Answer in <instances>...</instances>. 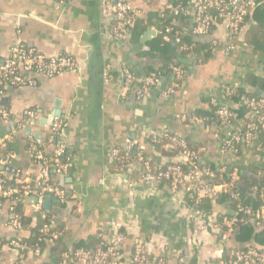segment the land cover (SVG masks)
I'll use <instances>...</instances> for the list:
<instances>
[{
	"label": "crops",
	"instance_id": "obj_1",
	"mask_svg": "<svg viewBox=\"0 0 264 264\" xmlns=\"http://www.w3.org/2000/svg\"><path fill=\"white\" fill-rule=\"evenodd\" d=\"M102 3L0 0V63L12 46L21 44L48 58L71 57L76 64L73 70L52 77L24 75L31 85L9 86L0 98L8 114L0 120L1 176L6 187L16 175L28 185L23 210L31 217L27 225L19 226L12 200L0 201V264L55 263L50 243L41 254L30 249L20 254L12 244L29 238L40 221L61 232L66 249L94 247L123 230L125 259L141 241L159 263L176 264L182 257L186 264L191 259L195 264H248L233 262L230 251L261 246L255 242V230L245 242L235 235L223 239L222 218L229 212V202L214 201L211 213L201 215L186 204V199L202 197L195 181L184 178L176 191L166 183H144L134 154L124 167L114 169L111 152L124 149L129 138L135 151L154 166L175 164L180 156L169 159L149 142L152 134L169 133L199 145L205 158L232 165L243 188L246 181H256L249 177H257L252 166H264V151L242 146L236 153H227L222 145L233 127L204 126L196 116L208 101L223 98L229 85H244L247 76L264 75V52L255 57L241 41L226 51L225 33L219 28L208 37L217 46L208 62L177 57L183 75L175 93L168 92L171 81L167 78L147 97L138 98L135 88L124 86L122 71L127 68L144 76L159 65L161 59L153 52L160 47L158 31L147 25L136 39L128 35L114 40V17L103 11ZM130 3L138 11L137 18L149 21L145 0ZM189 17L187 33L192 35ZM149 30L153 33L147 34ZM56 120L62 122L58 135L52 131ZM60 147L65 162L59 167L53 164L50 178L64 199L44 195L41 211L34 212L31 205L39 198L43 167L33 162V151L51 154ZM30 182H38L36 192ZM259 227L262 230L264 225Z\"/></svg>",
	"mask_w": 264,
	"mask_h": 264
},
{
	"label": "built area",
	"instance_id": "obj_2",
	"mask_svg": "<svg viewBox=\"0 0 264 264\" xmlns=\"http://www.w3.org/2000/svg\"><path fill=\"white\" fill-rule=\"evenodd\" d=\"M57 1L65 2L68 0ZM261 6L264 7V0H193L192 4L184 6H173L170 3L164 4V8L172 11L174 15L179 13L188 16L192 15V36L201 39L208 38L212 35L213 26L216 27V29H223L225 37H239L245 27L246 16ZM102 9L105 13L111 14L114 17L112 27V38L114 40H120L130 35L131 30L135 27V20L138 16V11L131 3L123 0H103ZM175 42L178 43L179 40L176 39ZM233 48L234 46L232 44L225 46L226 51H232ZM75 67L76 64L71 57L59 56L48 58L37 53L34 49L16 44L10 48L7 58L0 63V85H2V83L10 87L31 85L32 82L28 81L24 75L36 74L52 77L61 72L73 70ZM122 75L124 86L127 88H135L138 98L147 97L152 88L161 84L160 77L154 74L141 76L124 68ZM172 75L175 80L181 79L183 70L178 67H172ZM176 88L177 83L171 82L168 92L173 94ZM225 91L227 93H232V89L229 87L225 88ZM210 104L216 108L215 114L222 125L228 126L230 122L235 119V113L229 111L225 105H218L215 99H211ZM241 104L249 108L252 113H256L263 105V101L253 97H245ZM7 116V111L0 105V118L6 119ZM29 116L32 118V114H29ZM192 121L195 122L196 119L193 118ZM259 122L264 123V118L259 119ZM61 127L62 122L56 120L52 126L53 133L58 135L61 131ZM257 131L258 125L250 122L247 124L246 130L243 133H238L237 130L231 133L229 138L224 142V145L226 147H232L236 144H241L245 147L255 148L257 152H262L263 148L256 147L253 143ZM157 137L158 134L150 135L149 142L151 144L156 143ZM168 140L169 143L165 146L167 151L172 150L174 147H181L182 151L179 155L181 160L179 162L191 167L189 175H185L180 164L176 163L167 167L165 170L152 173L149 161L141 152L135 151L134 143L129 138L124 142L125 148L113 149L111 156L115 160L121 157L125 159V163H129L134 154L136 161L141 166V181L144 183L154 184L166 181L170 182L171 188L176 191L177 188L182 185L184 178L189 177L197 183L198 191L202 197L214 198L220 193H229L231 200L239 201V195L231 191L239 180L235 174L232 175L229 181H223L218 184H206L205 179L214 178L213 171L199 168L195 164L197 158L193 153L187 150L184 140H179L174 137H170ZM62 151L63 147L54 151L52 162L55 166H61L59 156ZM35 155L36 159H43V151L35 150ZM259 175L260 174L256 175L257 178H259ZM42 176L43 184L39 190V198L35 204L31 205L34 212L41 211L39 205L44 195H54L62 200L64 199L63 192L49 183V167L47 163H45L42 168ZM21 189L23 191L22 195L18 188L6 187L0 171V198L6 199L16 195L18 199L24 200L29 194V189L27 186H22ZM237 211L246 214L250 213L249 209H244L240 204H238ZM42 217L46 220L43 215ZM263 218L264 204L256 211L255 219L258 220V222H256L257 226L260 225L259 221ZM237 222L238 220L235 217L223 219L225 227L223 239L226 240L235 235ZM44 228H47V226L44 225ZM124 242L125 239L117 234L107 240L102 249H98L95 252L80 248L73 249L70 247L68 251L63 254V259L59 264H151L147 259L148 253L145 246L141 241H137L133 245L128 259H125L121 252ZM12 244L18 250L24 249V246L16 241L12 242ZM229 255L230 259L235 263L264 264V251L252 248L231 250ZM177 264H186V262L184 258L181 257L178 259Z\"/></svg>",
	"mask_w": 264,
	"mask_h": 264
},
{
	"label": "trees",
	"instance_id": "obj_3",
	"mask_svg": "<svg viewBox=\"0 0 264 264\" xmlns=\"http://www.w3.org/2000/svg\"><path fill=\"white\" fill-rule=\"evenodd\" d=\"M193 0H145V3L149 9V21L144 19L136 18L135 27L131 30L130 35L132 39H136L138 33L144 29L145 26L151 25L154 26L158 31V37L156 44L160 45L158 49L154 47V51H157L158 57L161 59L159 65L156 68L150 69V72L147 75L154 74L160 79H170L171 82L178 83L180 79L175 80L172 75V67H178L182 69V65L178 62V58L193 57L196 61L208 62L214 55V50L216 45L212 41L194 40V36L187 33L190 17L179 13L174 15L172 11L164 8L165 3H170L173 6L176 5H190ZM216 31V27H212V34ZM178 39L179 42L176 43L175 40ZM243 42L245 46L249 48L252 54L263 53L264 52V7L256 8L252 13H249L245 18V27L242 30V33L237 38L226 37L225 46L233 45L234 48L238 42ZM176 54L177 56H174ZM178 57V58H177ZM183 70V69H182ZM9 87L5 83L0 85V98L2 94L6 91V88ZM232 89V93H227L224 91L223 98L215 99L218 105H225L229 111L235 113L236 117L230 122V125L236 127L235 130H231L230 133H233L237 130L238 133H243L246 130L248 123H256L258 125V131L255 133L254 146L263 148L264 151V123H260L259 119L264 118V97L261 95L264 94V75H250L246 77L244 85H229ZM259 92V94L257 93ZM245 97H253L257 100L263 101V105L259 108V111L252 113L249 108L242 105L241 102ZM4 110L5 108L2 107ZM216 108L210 104L200 110L196 116L198 120H201L204 126H209L211 128L220 129L225 127L218 120L217 115L215 114ZM1 120V118H0ZM230 125L229 128H230ZM230 130V129H229ZM174 137L179 140H184L186 143V148L190 153H193L196 156L195 164L202 169L211 170L214 173V178L205 179L206 184H218L223 181H229L234 174V167L227 163H219L205 158L204 152L200 150L199 145L192 144L188 138L183 136H175L169 133L158 134L157 142L151 144L155 150L160 151L167 158L171 159L180 155L182 149L181 147H174L172 150L167 151L165 146L169 143V138ZM229 136L225 139V141ZM224 141V142H225ZM245 147L241 144H236L234 146L226 147L223 143L222 148L227 153H236L240 147ZM249 148V147H246ZM235 150V151H234ZM54 151L51 154H46L43 152V159H36L35 151L32 154V160L35 163L41 164L43 167L47 163L49 167V183L53 184L50 178V169L53 166L52 157ZM60 163L65 162L64 152L59 156ZM150 163V162H149ZM125 159L119 157L115 160L113 168L119 169L120 167L125 166ZM180 164L182 171L185 175H189L191 167L187 164ZM152 173L157 171L165 170L167 167L174 165L169 164L165 166H154L151 164ZM252 170L255 174H260L259 178L256 181L244 183V190H241V180L239 179L237 183L233 186L232 192H235L239 195V201H233L230 198L229 193H220L216 197H202L199 199H186L187 206L193 208L195 211L199 212L201 215H209L211 213L212 203L223 204L228 203L229 212L222 218H231L235 217L238 222L236 225L235 237L239 240L245 242L248 241L254 233L256 228L257 219H255L256 211L261 205L264 204V166H252ZM170 185V182H162ZM22 186H28L21 176H14L10 187H16L19 189L20 194L22 195ZM24 198V197H23ZM27 198L24 200L18 199V196H12L10 199L13 202L11 207L14 221L21 227H24L29 223L31 217L25 216L24 206L27 203ZM5 199L0 198V201ZM238 204L241 205L244 209H249L250 213H242L237 211ZM260 220V219H259ZM44 223H47L44 221ZM43 223V224H44ZM260 225H264V218L259 221ZM42 221L40 225L37 226L33 234L24 240L18 241L21 245L24 246V249L20 251V254H24L26 250H31L33 252L39 251L41 254L47 243L51 244V254L56 256V261L54 264H59L63 259V254H65L68 249L63 244L61 232L58 230L51 229L47 225V228H44ZM258 226V227H259ZM225 228V227H224ZM55 234V236H53ZM125 240L127 238L126 232L121 230L118 233ZM255 242L261 246V249L251 247L252 249L264 251V228L256 233ZM105 243V242H104ZM104 243H99L94 247H78L73 246V249H84L95 252L98 249L104 247ZM122 252V251H121ZM20 256V255H19ZM147 259L151 264H160L157 260H154L150 255L147 256ZM161 261V260H159ZM163 261V260H162ZM161 261V262H162ZM161 264H164L163 262ZM177 264V263H176ZM187 264H195V259H191Z\"/></svg>",
	"mask_w": 264,
	"mask_h": 264
},
{
	"label": "water",
	"instance_id": "obj_4",
	"mask_svg": "<svg viewBox=\"0 0 264 264\" xmlns=\"http://www.w3.org/2000/svg\"><path fill=\"white\" fill-rule=\"evenodd\" d=\"M123 1H127V2H129L130 3V1L132 2V0H123ZM151 33H153V31H150L149 30V32L147 33V34H151ZM194 39H196V41H200V40H206V41H212V38H203V39H201V38H197V37H195ZM258 94H259V92H257ZM262 97H264V95H261ZM41 166V165H40ZM13 172H14V170L13 169H9V173L11 174H13ZM249 178H252V179H254V180H257V177H255V176H251V177H249ZM38 182H30L29 183V187H30V189L32 190V191H34V192H36L37 191V189H38V187H37V184ZM241 190L243 191L244 190V188L243 187H241ZM33 193V192H32ZM261 229H260V227L259 228H255V233H257L258 231H260ZM254 238V237H253ZM259 248V247H258ZM246 248H244L243 250H245Z\"/></svg>",
	"mask_w": 264,
	"mask_h": 264
},
{
	"label": "rangeland",
	"instance_id": "obj_5",
	"mask_svg": "<svg viewBox=\"0 0 264 264\" xmlns=\"http://www.w3.org/2000/svg\"><path fill=\"white\" fill-rule=\"evenodd\" d=\"M216 48H217V46H216ZM221 52H223V51H221ZM256 55V54H255ZM255 55H253V56H255ZM256 57V56H255Z\"/></svg>",
	"mask_w": 264,
	"mask_h": 264
}]
</instances>
